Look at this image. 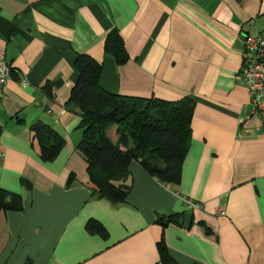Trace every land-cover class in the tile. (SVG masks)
Here are the masks:
<instances>
[{
  "label": "crops",
  "instance_id": "0c3cea01",
  "mask_svg": "<svg viewBox=\"0 0 264 264\" xmlns=\"http://www.w3.org/2000/svg\"><path fill=\"white\" fill-rule=\"evenodd\" d=\"M113 28L128 56L121 65L102 49ZM245 33L264 38V0H0V59L11 68L0 95V189L22 202L0 211V264H161L158 242L177 264H264V132L236 81ZM76 54L100 63L106 92L192 100L176 184L132 160L122 201L91 194L75 149L80 115L64 107ZM36 123L62 137L49 161L32 138ZM89 220L103 237L87 231Z\"/></svg>",
  "mask_w": 264,
  "mask_h": 264
},
{
  "label": "trees",
  "instance_id": "16d2710c",
  "mask_svg": "<svg viewBox=\"0 0 264 264\" xmlns=\"http://www.w3.org/2000/svg\"><path fill=\"white\" fill-rule=\"evenodd\" d=\"M102 49L117 65L128 59L123 40L114 28L106 34ZM72 66L76 80L69 88L64 107H73L80 115L81 136L75 149L85 162L91 194L110 202L122 201L130 188V180L128 183L123 180L132 160H138L144 171L158 182L176 184L190 134L192 100L184 97L165 101L109 93L98 83L101 66L95 59L76 54ZM54 84L58 86L59 81ZM51 86L45 83L42 88L49 96ZM111 124H117L123 133L128 131L129 146L120 143L121 147L108 139L105 129ZM30 130L40 159H53L63 144L62 137L39 123L33 124ZM71 180L70 174L66 185ZM21 209L18 195L0 189V211ZM86 229L102 237L105 235L102 227L93 220L86 223ZM157 251L161 264H177L161 242L157 243Z\"/></svg>",
  "mask_w": 264,
  "mask_h": 264
},
{
  "label": "built area",
  "instance_id": "2783aa9c",
  "mask_svg": "<svg viewBox=\"0 0 264 264\" xmlns=\"http://www.w3.org/2000/svg\"><path fill=\"white\" fill-rule=\"evenodd\" d=\"M241 43L242 60L236 81L245 87L248 94V113L258 118L259 127L264 132V38L260 34L245 33ZM10 71L8 63L0 59V95ZM181 200L187 209L200 207L199 202L185 197H181Z\"/></svg>",
  "mask_w": 264,
  "mask_h": 264
},
{
  "label": "rangeland",
  "instance_id": "374dc122",
  "mask_svg": "<svg viewBox=\"0 0 264 264\" xmlns=\"http://www.w3.org/2000/svg\"><path fill=\"white\" fill-rule=\"evenodd\" d=\"M117 126V124H111V126L109 125V127H107L105 129V135L108 137V139L111 142H116L118 146H120L121 144L124 145L126 144L127 146H129L130 144V136L127 130H124L125 132L123 133V131H120L122 134V137H120V135L118 134V132H111L113 131L114 127ZM119 139V140H118ZM120 140H122L121 142H119ZM121 143V144H120Z\"/></svg>",
  "mask_w": 264,
  "mask_h": 264
},
{
  "label": "water",
  "instance_id": "95a60500",
  "mask_svg": "<svg viewBox=\"0 0 264 264\" xmlns=\"http://www.w3.org/2000/svg\"><path fill=\"white\" fill-rule=\"evenodd\" d=\"M189 221H190V215H184L183 216V224L185 227H187Z\"/></svg>",
  "mask_w": 264,
  "mask_h": 264
}]
</instances>
